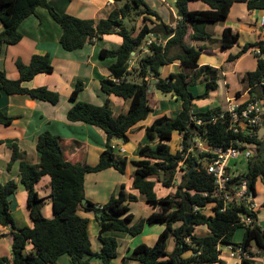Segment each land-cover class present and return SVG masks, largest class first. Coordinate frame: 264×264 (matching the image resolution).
Listing matches in <instances>:
<instances>
[{
  "label": "trees",
  "instance_id": "obj_1",
  "mask_svg": "<svg viewBox=\"0 0 264 264\" xmlns=\"http://www.w3.org/2000/svg\"><path fill=\"white\" fill-rule=\"evenodd\" d=\"M114 1L119 7L109 18L84 20L60 13L49 0H0V23L4 26L0 34V51L3 45H15L22 40L20 25L35 15L38 8L48 10L61 27L60 44L68 52L80 50L88 43L94 44L106 35L121 37L122 43L116 49L100 51V58L115 59L108 69L110 77L103 78L100 85L104 94L115 95L128 104L126 112L115 118L109 101L102 106L78 101L84 89L83 82L79 81L72 91L70 99L74 105L67 119L72 123L81 122L99 128L107 136L108 143L96 165L69 161L60 137L49 131L39 135L37 152L40 162L36 165L26 162L18 146L13 145L8 169L14 162L21 160V183L28 193L27 206L34 226L18 228L15 225L9 198L16 192L18 184L15 181L0 183V224L11 228L13 239V258L0 257V264H57L62 256L70 257L73 264H90L94 258L110 264L117 256L118 244L115 238L104 236L106 232L137 236L145 226L154 225L164 226L155 244L151 247L144 244L135 247L127 258L129 261L136 264H223L219 259L220 245L240 246L251 256L250 249L254 245L259 255L264 254V230L257 225L254 212H247L241 207H228L225 213H220L219 206H215L212 207L211 215L203 213L206 206L214 202L211 197L214 182L205 171L208 163L206 154L189 151L195 146V141L198 139L207 146L222 149L235 146L242 150V145L254 146L256 152L247 160L246 173L236 175L232 180L233 184L246 182L253 197L258 179H261L264 186V151L259 150L262 141L258 135L260 127L252 129L251 136L246 134L248 130L235 133L230 129V113L219 107L191 113L192 101L205 99L208 91L216 88L218 70L209 66L195 70L201 48L188 43L209 40L205 26L225 21L234 3H244L249 11L264 10V0H175L174 7L181 13V17L174 27L165 24L144 0ZM195 2L204 4L207 9L191 10L189 4ZM137 18H141L143 24L134 35V29H127L124 21ZM152 36L154 38L147 43L146 40ZM238 38L237 33L225 28L220 45L229 49L237 43ZM141 48L147 49V53L138 59L133 71H129L132 54ZM251 49L256 50V68L243 78L249 87V101L253 98L264 99V91L259 85L264 78V40L246 44L238 53L228 57V61H233ZM175 61H179L186 69L194 70L193 73L188 75L178 72L161 78L160 69ZM17 67L20 78L16 81L10 80L5 72H0V96L5 92L9 95H26L52 105L60 102V95L46 87L28 89L23 86L24 82L33 80L39 74L54 72L49 55H34L28 64L19 60ZM133 72L138 82L127 79ZM149 81L154 83V89L161 94L176 96L181 101V110L174 117L157 118L145 128L149 143L156 142V145L141 146L138 151L140 160L131 162L134 167L133 187L153 212L130 226L133 215L128 204L137 202L138 197L126 193L122 185L117 196L107 203L102 206L94 204L86 199L85 178L87 174L99 173L112 167L121 174L125 173L127 159L115 155L109 142L115 139L127 143V133L131 128L152 112L147 99ZM198 82L206 83L208 91L194 96L188 88ZM248 102L239 106L237 111L246 107ZM262 118L264 121V116ZM14 120V117L0 112V124L8 126ZM174 132L181 135V149L171 153L165 142L172 139ZM178 169L184 173L175 194L158 198L154 192V182L148 178L156 176L157 182L169 189L174 186ZM45 176L51 179L52 219L44 217V199L36 190V184ZM83 201H87L86 204ZM81 209L98 214L101 227L99 238L103 245L99 253L92 250L89 219L79 214ZM241 215L250 219L249 225H245ZM198 226L206 227V235L194 234ZM237 229H243L244 232L242 240L234 243L233 236ZM170 236L174 239V249L168 254L166 243ZM28 245L33 246V252H27ZM186 252H191V255L183 258ZM253 262L252 259L242 258L239 264Z\"/></svg>",
  "mask_w": 264,
  "mask_h": 264
},
{
  "label": "crops",
  "instance_id": "obj_2",
  "mask_svg": "<svg viewBox=\"0 0 264 264\" xmlns=\"http://www.w3.org/2000/svg\"><path fill=\"white\" fill-rule=\"evenodd\" d=\"M144 1L158 13L165 24L174 27L180 19L174 7L175 0ZM49 2L60 13L84 20L107 19L119 7V4L115 3L114 0H49ZM189 8L191 10H205L207 6L200 2H195L190 3ZM40 9L38 8L35 15L28 17L21 23L19 31L23 36L22 40L15 45H3L0 51V72H5L10 80L15 81L20 78L17 61L20 60L28 64L34 55H49L54 66V72L52 74H39L33 80L24 82L23 86L28 89L46 87L60 95V102L57 105L33 100L26 95H9L4 92L0 96V112L5 116L15 118L11 125L0 124V183L15 181L18 184L16 192L9 198L10 209L14 216L15 225L18 228H32L34 223L30 218L27 206L28 193L21 183V160L14 162L11 168L8 169L13 154V145L16 144L18 146L19 151L24 154L26 162L36 165L40 162L37 152L39 135L49 131L60 137L69 161L89 164L87 159L89 156H93L96 157L95 161L97 162L92 165H96L108 143L107 136L99 128L81 122L72 123L67 119V114L74 105V102L70 99L72 91L79 81L83 82L84 89L80 92L78 101L97 106H102L109 101L115 118L119 114L126 112L128 108V104L123 99L115 95L104 94L100 85V81L103 78L110 77L108 69L115 62V59L112 58H100V51L102 49H116L122 43L121 37L115 34L106 35L102 40L96 41L94 44L88 43L80 50L68 52L60 44L61 27L53 20L48 10L43 8V11H41ZM45 11L48 12V15ZM134 23L135 25L132 28L135 35L143 22L141 18H137ZM225 28H230L239 36L237 43L229 49H224L220 45L222 32ZM3 30L4 26L0 23V34ZM205 31L209 35V40L188 41V43L195 48H201L198 67L195 70L202 66H209L218 70L217 86L214 90L209 91L204 82L189 86L188 89L194 96L202 95L208 91V96L205 99L192 101L191 113L205 112L215 107L227 111L230 107L241 106L250 99L249 87L247 82L243 81V78L256 68V50L251 49L233 61H228V57L238 53L246 44H254L264 40V10L249 11L244 3H234L225 21L209 23L205 26ZM153 38L154 36L149 37L146 40L147 43ZM145 50V48H141L136 54H132L129 71H133L138 59L145 54ZM57 63L61 65L57 66ZM193 71L184 68L179 61H175L160 69V77L165 78L169 74L178 72L191 75ZM127 79L130 81L135 80V73L133 72ZM153 84L152 81H149L151 91H148L147 95L148 105L152 108V112L145 120L138 122L131 128L127 133V143H122L115 139L109 142L114 149L115 155L127 159L125 169V173L128 176L127 179H129L127 190L123 184L125 173L121 174L113 167L99 173L87 174L85 178L86 199L94 204L102 206L107 203L112 197L117 196L122 185L126 193L138 197L137 202L128 204L129 211L133 215V221L129 224L130 226L153 212V209L139 197L138 192L133 187L134 167L131 162L140 160L138 151L141 146L148 144L151 147H155L156 145V142L149 143L145 128L149 127L155 119L162 116L174 117L181 110V101L176 96L171 94L164 95L169 96L171 101L167 99L161 100L159 97L160 92L154 89ZM260 89L263 90L261 86ZM259 100L264 103L263 98ZM159 106H161L160 111H158ZM260 128L258 135L261 133ZM174 136L176 140H179L178 145H181V135L174 132L172 138ZM190 150L192 151V148ZM253 152V150L248 151V158L252 156ZM130 172L132 174H129ZM232 175L236 176L239 174ZM148 179L154 182V189L156 185H161L157 182V177L156 180L151 179V177ZM104 180H108L105 185ZM90 181L93 183V190L89 192L87 184ZM258 182L262 183L261 179L257 180L255 187ZM50 183V177L45 176L36 184L38 194L44 199L42 213L47 219L54 217ZM99 185H104L102 193L103 195L104 193L107 194L106 198H101L100 193H97L98 190H94ZM129 186L132 190L128 189ZM254 202L256 204L254 213L257 216V225L264 230V193L259 195L255 189ZM139 205L142 206V209L136 212L135 210ZM79 214L89 219L88 230L92 250L95 253H99L103 245L99 238L101 227L98 214L91 211L87 212L83 209L80 210ZM200 227L202 226L195 227L194 234L197 236L206 235L208 232L206 228L201 233H198L201 230ZM163 230L164 226L154 225L145 226L137 236H131L123 232H106L104 236L115 238L118 244L117 256L110 264H136L127 259L133 249L141 244L149 247L153 246L158 235ZM12 244L11 228L0 224V257L13 258ZM251 248L257 251L254 245ZM173 249L174 239L170 236L166 243V253H171ZM33 251V246L28 245L27 252ZM190 255L191 252H186L182 257L187 258ZM219 259L223 264H239V261L235 259L231 261L233 258L229 256H222L221 252ZM57 264L73 263L70 257L62 256ZM90 264L104 263L100 259L94 258Z\"/></svg>",
  "mask_w": 264,
  "mask_h": 264
},
{
  "label": "built area",
  "instance_id": "obj_3",
  "mask_svg": "<svg viewBox=\"0 0 264 264\" xmlns=\"http://www.w3.org/2000/svg\"><path fill=\"white\" fill-rule=\"evenodd\" d=\"M145 53H147V49ZM259 85L264 91V78ZM263 104V101L253 98L248 102L247 106L240 111H237L239 106L230 107L227 110L230 113V129L235 133L248 130L249 132L246 134L251 136L252 129L261 127L264 123L262 118L264 113ZM236 144L241 145L239 142H236ZM193 148L199 151V153H205L207 156L206 159H208L205 171L213 178L214 182V191L211 195L214 202L210 205H212V207L219 206L220 213H225L228 207H241L247 212H254L256 204L254 202V197L248 191L246 182L243 181L239 184L232 183L235 176L230 172L229 163L231 160H235L242 150L235 146H229L226 149L211 147L205 145L198 139L195 141V146ZM241 220L245 225H249L251 222L250 219L244 215H241ZM227 246L229 257L237 259L238 261L242 258H248L242 247ZM261 255L263 256L257 259L264 264V254Z\"/></svg>",
  "mask_w": 264,
  "mask_h": 264
},
{
  "label": "rangeland",
  "instance_id": "obj_4",
  "mask_svg": "<svg viewBox=\"0 0 264 264\" xmlns=\"http://www.w3.org/2000/svg\"><path fill=\"white\" fill-rule=\"evenodd\" d=\"M40 10L43 11V8H41ZM45 12L48 15V12L47 11H45ZM124 25L126 26L127 29H132V26H134L135 23L132 20H125L124 21ZM60 65H61L60 63H57V66H60ZM133 81L138 82V79L136 78ZM148 90L150 92L151 88L149 87ZM159 97H160L161 100L167 99V100L171 101L169 96H164L161 93L159 94ZM160 109H161V106H159L158 111H160ZM172 116H174V115L172 114ZM261 138L263 139V136ZM165 143L169 146L171 153H175L176 151H179L181 149V145H178L179 140H176L175 136L170 141H166ZM242 146H243V149H242V151H240V153L237 156V158L235 160H231L230 163H229L231 174H239V175L245 174L246 173V168H247V159H248L247 154H249L248 151L249 150H253L254 153L256 152L255 147L252 146V145H242ZM192 151L195 152L197 150L193 148ZM197 152L199 153V151H197ZM95 160H96V157L89 156L88 159H87V162H89V164L92 165V164H95L97 162ZM130 169L133 170V168H131V167H130ZM183 173H184L183 171H181L179 169L177 170V173L175 175L174 186L172 188H170V189L164 188L161 185H156V187L154 189V192L157 195V197L161 198V197H164V196H167V195L173 196L175 194L176 187L178 186V184L181 181ZM129 174H132V173L130 172ZM124 175L125 176H123V182H124L123 184L126 186V190H127V184H128V180L129 179H127L128 178L127 173H125ZM151 179L156 180V177H151ZM107 181L108 180H104V185H105V183ZM104 185H99L98 187L96 186L95 188H97V189H94V190H98L97 193H100L101 198H106L107 197L106 193H104V195L102 193V190H104ZM87 186H88V191L89 192L91 190H93V183L91 181L87 184ZM128 189L132 190L130 188V186H129ZM255 189L257 190L259 195H262L264 193V187H263L261 182L257 183ZM141 209H142V206L139 205V206H137L135 211L139 212ZM203 213L206 214V215H211L212 214V205H210V204L207 205L206 208L203 210ZM142 214H144V213H142ZM88 215H94V214H88ZM200 228H201V230H199L198 233H201V231L203 229H205L206 227L202 226ZM243 232H244L243 229H237L235 231L234 236H233V242L234 243H238V242H240L242 240ZM219 249L221 250L222 256H228V246L227 245H220ZM250 253H252L253 256L247 254V257L254 259V260H252V261H254L253 263L263 264L262 261L260 262L257 259V258H259V257H261L263 255H259L258 252L255 249H253V248L250 249ZM235 260L238 261L237 259H235ZM231 261H234V259H231Z\"/></svg>",
  "mask_w": 264,
  "mask_h": 264
},
{
  "label": "water",
  "instance_id": "obj_5",
  "mask_svg": "<svg viewBox=\"0 0 264 264\" xmlns=\"http://www.w3.org/2000/svg\"><path fill=\"white\" fill-rule=\"evenodd\" d=\"M178 16L181 17V13L178 12ZM261 133L259 135V138H261L263 136V139L261 141V146H260V152H263L264 151V124L261 126ZM87 201H83V204H86ZM187 219H189V217H187Z\"/></svg>",
  "mask_w": 264,
  "mask_h": 264
}]
</instances>
